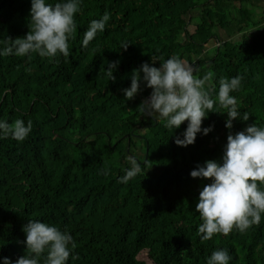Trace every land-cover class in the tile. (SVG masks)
Wrapping results in <instances>:
<instances>
[{
  "label": "trees",
  "instance_id": "1",
  "mask_svg": "<svg viewBox=\"0 0 264 264\" xmlns=\"http://www.w3.org/2000/svg\"><path fill=\"white\" fill-rule=\"evenodd\" d=\"M30 7V0H0V37L26 35ZM105 12L106 29L84 46L90 21ZM76 23L69 58L0 56V119L33 123L22 142L0 139V257L27 253L23 226L40 219L73 235L68 264H147L141 255L151 264H206L218 248L230 251V264H264V214L245 232L200 238L195 205L210 178L190 176L198 163L222 162L229 131L264 126V0H83ZM173 55L194 65L197 77L215 73L213 97L220 78L242 74L231 94L249 120L229 130L226 112H209L202 127L213 130L178 146L187 121L173 130L159 114L144 115L151 88L143 84L132 99L122 91L133 69ZM116 60L112 81L105 68ZM215 110L225 111L218 102ZM129 156L143 172L122 183Z\"/></svg>",
  "mask_w": 264,
  "mask_h": 264
},
{
  "label": "clouds",
  "instance_id": "2",
  "mask_svg": "<svg viewBox=\"0 0 264 264\" xmlns=\"http://www.w3.org/2000/svg\"><path fill=\"white\" fill-rule=\"evenodd\" d=\"M30 3L31 30L15 39L0 37V56L37 53L41 57L62 55L69 58V40L76 32V14L81 11L83 0H56L55 3L30 0ZM110 17L111 13L105 12L99 19L90 21L84 46L106 29ZM127 46V42H122L120 47L126 49ZM118 64V60L108 62L105 73L109 80L116 79L113 73ZM196 71L194 65L176 55L164 59L158 67L144 62L132 70L130 86L122 89L125 99H132L142 84L151 88L149 97L141 102V111L148 117L159 114L167 128L178 129L187 121L183 133L175 137L178 146L194 144L198 133L207 135L213 130V125L202 127L209 112H226L225 127L229 130L233 128L234 120L248 121L250 117L246 111L241 112L239 100L231 94L241 87L242 74L220 78L218 93L213 97L215 73L209 71L197 77ZM217 102L225 111L215 110ZM32 131L31 120L25 122L17 118L10 123L0 119V139L11 137L22 142ZM128 160L130 167L119 177L122 183L143 172V164L135 156H129ZM108 173L109 169L101 168L98 174ZM190 176L210 178L199 191L195 205L203 220L198 227L202 240H209L217 233L229 234L234 229L245 232L253 225H259L264 214V187L261 186L264 185V126L253 122L242 131L234 134L229 131L222 162L208 159L198 163ZM22 230L26 239L21 243L26 245L28 252L15 261L0 257V264H68L75 248L70 231L40 219H29ZM232 259L227 248H218L207 258L206 264H230Z\"/></svg>",
  "mask_w": 264,
  "mask_h": 264
},
{
  "label": "rangeland",
  "instance_id": "3",
  "mask_svg": "<svg viewBox=\"0 0 264 264\" xmlns=\"http://www.w3.org/2000/svg\"><path fill=\"white\" fill-rule=\"evenodd\" d=\"M215 42L216 41H212L210 44H209V50L212 51V48L215 46ZM140 260L142 261H145L147 264H151V261L144 255H141L139 257Z\"/></svg>",
  "mask_w": 264,
  "mask_h": 264
}]
</instances>
